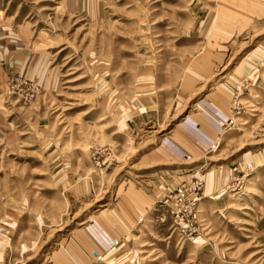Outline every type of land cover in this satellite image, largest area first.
I'll use <instances>...</instances> for the list:
<instances>
[{"label": "rangeland", "instance_id": "1", "mask_svg": "<svg viewBox=\"0 0 264 264\" xmlns=\"http://www.w3.org/2000/svg\"><path fill=\"white\" fill-rule=\"evenodd\" d=\"M0 264H264V0H0Z\"/></svg>", "mask_w": 264, "mask_h": 264}]
</instances>
